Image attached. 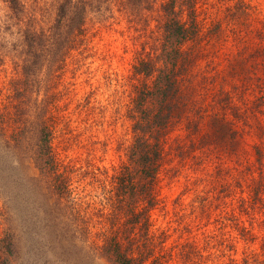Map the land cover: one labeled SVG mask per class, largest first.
<instances>
[{
	"label": "rangeland",
	"instance_id": "1",
	"mask_svg": "<svg viewBox=\"0 0 264 264\" xmlns=\"http://www.w3.org/2000/svg\"><path fill=\"white\" fill-rule=\"evenodd\" d=\"M9 1L0 0V111L6 128L4 107H10L9 83L24 58L23 32L49 31L62 0H20L17 12ZM197 5L204 32L188 91L192 106L197 101V111H208L197 131L189 120L198 116L187 111L164 141L151 212L152 230L163 241L158 255L163 264H264V197L255 194L264 174L257 162V150L264 152V0ZM138 8L136 0H87L84 34L54 90L53 149L77 208L93 226L92 238L109 222L112 178L133 142L129 110L140 83L134 66L159 34L155 10ZM210 30L215 36L209 40ZM222 89L233 98L229 107L237 106L228 111L240 131L236 142L229 126L210 124V116L226 106L213 105L224 97ZM68 239L70 264H107L89 259L88 246Z\"/></svg>",
	"mask_w": 264,
	"mask_h": 264
},
{
	"label": "trees",
	"instance_id": "2",
	"mask_svg": "<svg viewBox=\"0 0 264 264\" xmlns=\"http://www.w3.org/2000/svg\"><path fill=\"white\" fill-rule=\"evenodd\" d=\"M9 2L17 12L20 0ZM197 3L198 0H136L141 10H155L156 17L152 19L159 34L149 52L139 57L134 66L140 83L129 110L133 142L126 163L112 178L107 199L109 222L93 238V226L77 208L70 181L58 164L51 116L57 80L67 56L84 34L87 0H62L49 31L27 28L23 32L24 58L9 83L10 107H4L9 110V128L0 111V264H22L25 245H31L26 249V264H70L68 237L75 245L91 249L93 255L86 251L85 262L89 254V259H101L107 264H163L158 255L163 241L157 240L152 230L151 212L157 205L164 141L187 111L198 116L193 122L189 118L194 131L200 128L208 111H197V101L192 106L188 91L196 64L194 54L204 32L197 17ZM209 32L210 40L215 35ZM221 94L224 97L213 105L226 106L210 116V124L217 129L223 123L226 126L221 127L229 126L236 142L240 131L231 121L232 111L228 112L236 105L229 107L233 98L226 89ZM257 162L264 172V152L260 149ZM261 176L255 190L258 199L264 197V174Z\"/></svg>",
	"mask_w": 264,
	"mask_h": 264
}]
</instances>
